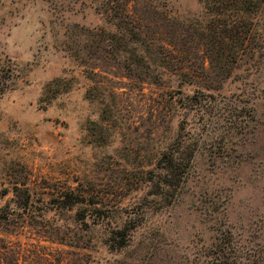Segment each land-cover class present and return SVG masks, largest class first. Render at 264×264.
Segmentation results:
<instances>
[{
	"label": "rangeland",
	"instance_id": "rangeland-1",
	"mask_svg": "<svg viewBox=\"0 0 264 264\" xmlns=\"http://www.w3.org/2000/svg\"><path fill=\"white\" fill-rule=\"evenodd\" d=\"M127 1L0 0V69L12 82L0 97V218L16 225L0 239L19 264H207L221 239L227 264H264V59L241 62L219 91L170 74L142 84L92 51L75 59L81 33L113 30L107 11ZM150 1L177 20L205 14L199 0ZM193 98L219 106L199 142L207 118ZM179 137L196 151L167 192L150 171ZM71 190L85 200L68 209ZM121 229L127 246L113 250Z\"/></svg>",
	"mask_w": 264,
	"mask_h": 264
},
{
	"label": "trees",
	"instance_id": "trees-1",
	"mask_svg": "<svg viewBox=\"0 0 264 264\" xmlns=\"http://www.w3.org/2000/svg\"><path fill=\"white\" fill-rule=\"evenodd\" d=\"M199 1L205 14L192 21L173 19L159 11L150 0H144L139 9L136 0L133 5L127 1L118 9L109 7L107 12L111 13L114 29L97 27L81 33L85 42L79 40L75 46V59L83 61V56L92 51L97 56L95 59L112 62L128 78L142 84L162 85L163 76L170 74L181 84H198L205 90L219 91L241 62L257 63L264 59V0ZM11 83L1 68L0 97L9 90ZM190 102L191 108L203 112L207 118L202 122L200 133L191 137L199 142L203 134L208 136L206 128L212 125L208 111L219 106L197 98ZM227 123L229 132L242 129L234 119H228ZM187 140L179 137L176 144L161 154L157 171H150L154 175L151 180L167 192L178 189L190 168L196 146L187 144ZM21 185L25 187L24 194L16 197L26 198L25 203H15L25 214L32 195L27 184ZM64 196L67 201L62 203L68 209L85 200L80 196L75 201L74 190ZM7 221L1 223L0 218V229L13 232L16 225ZM113 235L116 236L112 239L115 242L111 245L113 250L127 246V231L115 230ZM221 241L218 255L207 264H227L234 254L226 240ZM0 243V264H19V252L1 239Z\"/></svg>",
	"mask_w": 264,
	"mask_h": 264
}]
</instances>
